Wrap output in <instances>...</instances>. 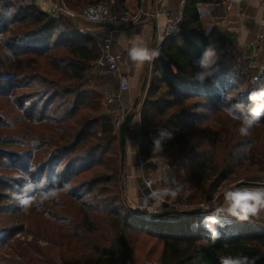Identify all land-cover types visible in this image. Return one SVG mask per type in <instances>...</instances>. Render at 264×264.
Segmentation results:
<instances>
[{
  "label": "trees",
  "instance_id": "obj_1",
  "mask_svg": "<svg viewBox=\"0 0 264 264\" xmlns=\"http://www.w3.org/2000/svg\"><path fill=\"white\" fill-rule=\"evenodd\" d=\"M64 1L78 9L105 0ZM224 1L185 0L181 28L153 61L139 109L140 152L184 172L174 184L189 191L182 209L195 210L154 220L128 206L119 130L103 110L104 93L87 86L101 55L97 40L72 17L52 15L33 0H0V264H19L3 250L17 232L66 227L92 234L99 226L91 214L112 229L111 244L99 251L109 264H132L131 236L140 232L163 241L159 264H221V257L242 256L264 264V221L228 230L216 222L213 239L203 216L210 210L186 208L211 202L222 181L264 175V114L246 136L213 123L222 113L242 117L249 94L264 89V62L251 63L217 27L204 24L198 5ZM117 2L131 12L142 5ZM208 49L214 55L205 67Z\"/></svg>",
  "mask_w": 264,
  "mask_h": 264
},
{
  "label": "crops",
  "instance_id": "obj_2",
  "mask_svg": "<svg viewBox=\"0 0 264 264\" xmlns=\"http://www.w3.org/2000/svg\"><path fill=\"white\" fill-rule=\"evenodd\" d=\"M40 8L49 11L52 2L56 0H33ZM116 5L119 9L117 0ZM181 0H142L141 8L145 12H155L158 9L168 8L176 9ZM204 24L207 29L217 27L225 36L232 47L238 49L242 56L247 57L251 63L264 62V42L257 43V37L263 31L262 20L264 18V0H225L220 4H199L198 5ZM163 16H152L140 23L133 29H123L115 34V43L118 49L125 51V59L122 62V72L129 78V89L122 92L121 101L115 107L107 106L108 112H120L119 109H129L139 111L141 100L144 99L145 89L148 88L152 76L154 75V59L137 64L133 62L128 54V50L133 46V40L137 37L148 49H153L156 44H162L164 41ZM157 58V57H156ZM91 78V87L99 91L115 90L118 87V75L100 76ZM138 105L134 108L136 100ZM106 109V110H107ZM141 118L135 113L131 125L126 134L125 153L123 162V171L125 175V194L127 202L131 208L138 206L139 192L142 180L147 177L151 171H157V164L142 165L143 156L140 152L142 138L140 136ZM154 165V169L151 166ZM175 169H166L169 178L175 183L177 173L173 175ZM177 172V170H176ZM179 172V171H178ZM168 182V180H166ZM237 190L264 191V185H252ZM175 199H185V193L182 190H176ZM183 202V201H181ZM132 203V205H131ZM159 206L155 204L154 207ZM231 204L228 200L220 202L213 212L204 213V217L215 216L216 222L232 229L239 224L240 218L233 216L230 211ZM258 216L264 219V207L257 206L255 213H249V217ZM245 219V220H247Z\"/></svg>",
  "mask_w": 264,
  "mask_h": 264
},
{
  "label": "rangeland",
  "instance_id": "obj_3",
  "mask_svg": "<svg viewBox=\"0 0 264 264\" xmlns=\"http://www.w3.org/2000/svg\"><path fill=\"white\" fill-rule=\"evenodd\" d=\"M57 1L52 2V6L57 3ZM87 5H82L78 9H72L69 7L72 11H78L85 8ZM75 20V19H74ZM89 78L90 81L87 86L91 87V78L95 77V73L89 72ZM96 77L97 74H96ZM97 89V88H95ZM98 90V89H97ZM146 96V92L144 93V97ZM144 100V99H143ZM143 100H141V106L143 103ZM106 102L104 101L103 110L105 112H108ZM111 106V107H115ZM140 106V107H141ZM107 109V110H106ZM120 112L122 109H119ZM110 112V111H109ZM119 113V112H118ZM117 112L110 113L112 115V121L114 120V117L118 115ZM221 117V118H220ZM215 126H229L231 127L232 131H239V128L241 126V120L234 119L233 115H230L228 113H222L219 116L218 120H214ZM115 126V125H114ZM117 130L119 128L115 127ZM153 160L155 163H166V161L157 158L156 156H151L149 158L143 157L142 160ZM151 164V163H150ZM144 165V166H148ZM151 166V165H150ZM151 169H154V165L151 166ZM175 169L173 175H177V177H181L184 172L182 170ZM179 171V172H178ZM156 172V171H155ZM175 175V176H176ZM144 180H142L143 182ZM243 181L248 180H242L237 183H231L230 179L226 181H222L220 184V187L218 188V191L214 197V199L211 202H204L201 205L200 204H194V205H186V208L192 209V208H200L210 210V212H213L216 209V206L220 204L225 199H222L220 202L217 203L216 198L219 195H222L223 192L226 190L224 188L225 185H227V188H230L231 191H236L238 188L236 186ZM248 182H255L259 184H264V175H260V177L257 180H251ZM174 191L171 192V196L173 199L174 195L176 194V190H179V188L176 186V184H172ZM257 186V185H256ZM246 186H240V188H244ZM182 191L185 193V196L187 197L188 189L184 187ZM150 199V198H149ZM151 200V199H150ZM178 202L183 201V199H176ZM227 200V199H226ZM141 199L139 197V203L138 206H134L131 209L135 212L141 213V216L146 217L150 216V211L142 210L143 208L140 207L141 205ZM148 201V200H147ZM152 201V200H151ZM182 203V202H181ZM129 207L130 204L127 203ZM132 205V203H131ZM183 205V204H182ZM200 205V206H199ZM151 206V203L150 205ZM141 208V209H140ZM155 207H152L151 210H153ZM157 211L163 212L166 210V208L162 205H159L156 207ZM98 214H91V216L95 217V222L98 224L99 229L96 231V233L88 234V233H82L81 236L79 234L73 235V230L67 231L66 227H62L59 230H56V232L50 231L54 238L48 237L50 235V232H48L46 229L41 228V233H34L31 231H20L17 232L16 235H14L13 240L9 241L8 246H4L3 250H7L5 252V258L8 259H14L19 262V264H109L107 261V257L104 255H101L99 253L100 248L109 246L111 244L110 239H112V229L108 225L107 219ZM264 217V216H263ZM250 219H247V221L254 219V220H261L262 222L264 219L259 218L258 216H250ZM32 222H35V228L39 229V223H36V220H32ZM69 220V224H72ZM77 223V222H76ZM51 224V223H49ZM81 229V227H79ZM53 241V242H52ZM12 244V245H11ZM11 245V246H10ZM8 247V248H7ZM27 249H22V248ZM163 248V241L156 235L148 234L147 232H140L137 235L131 236V261L132 264H159V257L162 252ZM42 250V251H41ZM45 251V253H44Z\"/></svg>",
  "mask_w": 264,
  "mask_h": 264
},
{
  "label": "built area",
  "instance_id": "obj_4",
  "mask_svg": "<svg viewBox=\"0 0 264 264\" xmlns=\"http://www.w3.org/2000/svg\"><path fill=\"white\" fill-rule=\"evenodd\" d=\"M185 0H181L179 7L176 9L162 8L155 12H145L143 8H139L137 12L123 11L116 5L115 0H105L98 4L87 5L82 10L72 11L69 9L64 0H59L48 11L52 15L58 16L61 14L68 15L75 19L81 30L90 36L94 37L101 50L100 57L93 63L92 72L100 76H115L118 75V87L115 90H104L106 104L114 106L121 101V93L129 89V78L123 73L122 62L125 59V51L118 49L115 43V34L123 29H133L140 23L149 19L152 16H163L164 24V40L172 34L179 31L183 23L182 9ZM263 31L257 37V43L264 42V18L262 20ZM153 49L159 51V56L162 57V44H156ZM156 58V57H155ZM130 112L129 109H122L114 117L113 124L119 128L124 121L126 115ZM140 116V112H135ZM157 164L153 160H142V165ZM156 172L151 171L144 178L140 185L139 197L142 200L140 207L142 210L150 211V215L158 213L156 207L151 210L155 204L162 205L166 210L182 209L183 205L176 199H173L171 192L174 191L172 184L173 179L169 178L167 168L172 169L169 164L159 163ZM168 180V182H166ZM152 200H150V199ZM148 200V201H147ZM151 203V206H149ZM140 208V209H141ZM165 210V211H166ZM234 217L239 218L234 215Z\"/></svg>",
  "mask_w": 264,
  "mask_h": 264
},
{
  "label": "clouds",
  "instance_id": "obj_5",
  "mask_svg": "<svg viewBox=\"0 0 264 264\" xmlns=\"http://www.w3.org/2000/svg\"><path fill=\"white\" fill-rule=\"evenodd\" d=\"M131 60L137 64L145 61H150L159 56V51L156 49H148L140 38L137 37L133 40V46L128 50ZM214 53L208 49L204 54L202 64L207 67L212 60ZM249 101L251 107L241 117L233 114L234 119L241 120L239 133L241 135H248L250 129L259 121L260 116L264 114V89L254 90L249 94ZM159 145V141L156 142ZM175 195V193H173ZM226 199L230 202V211L238 216L241 220L247 219L249 213H255L257 206L264 207V191H251V190H236L227 191L225 193ZM22 203H25L23 201ZM26 204V203H25ZM216 223L215 216L207 217L205 224L212 232L213 239L218 238V233L213 225ZM221 264H254V260L248 257L225 258L221 257Z\"/></svg>",
  "mask_w": 264,
  "mask_h": 264
},
{
  "label": "water",
  "instance_id": "obj_6",
  "mask_svg": "<svg viewBox=\"0 0 264 264\" xmlns=\"http://www.w3.org/2000/svg\"><path fill=\"white\" fill-rule=\"evenodd\" d=\"M138 99L135 101L134 108L137 107L138 105ZM135 115L134 110H131L125 117L124 121L122 122L120 128H119V133H120V141H121V160H122V165L124 162V153H125V142H126V134L128 132V129L131 125L132 119ZM252 185H264V184H259L255 182H248V181H243L240 182L236 188H239L240 186H252ZM190 212H195V210H184V209H173V210H166L163 212H158V213H153L150 216H146V218H151V219H161L164 217H167L169 215H178V214H188Z\"/></svg>",
  "mask_w": 264,
  "mask_h": 264
},
{
  "label": "snow or ice",
  "instance_id": "obj_7",
  "mask_svg": "<svg viewBox=\"0 0 264 264\" xmlns=\"http://www.w3.org/2000/svg\"><path fill=\"white\" fill-rule=\"evenodd\" d=\"M25 203H27V201H25Z\"/></svg>",
  "mask_w": 264,
  "mask_h": 264
}]
</instances>
